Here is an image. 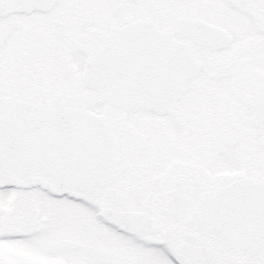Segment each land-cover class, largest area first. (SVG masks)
<instances>
[{
    "label": "snow or ice",
    "instance_id": "1",
    "mask_svg": "<svg viewBox=\"0 0 264 264\" xmlns=\"http://www.w3.org/2000/svg\"><path fill=\"white\" fill-rule=\"evenodd\" d=\"M0 264H264V0H0Z\"/></svg>",
    "mask_w": 264,
    "mask_h": 264
}]
</instances>
